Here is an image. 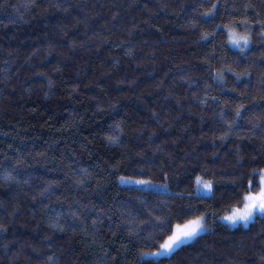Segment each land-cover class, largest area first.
Returning a JSON list of instances; mask_svg holds the SVG:
<instances>
[{
    "label": "trees",
    "instance_id": "1",
    "mask_svg": "<svg viewBox=\"0 0 264 264\" xmlns=\"http://www.w3.org/2000/svg\"><path fill=\"white\" fill-rule=\"evenodd\" d=\"M261 168L264 0H0V264H264Z\"/></svg>",
    "mask_w": 264,
    "mask_h": 264
},
{
    "label": "snow or ice",
    "instance_id": "2",
    "mask_svg": "<svg viewBox=\"0 0 264 264\" xmlns=\"http://www.w3.org/2000/svg\"><path fill=\"white\" fill-rule=\"evenodd\" d=\"M215 8V5H213ZM212 13H205L211 15ZM243 40V46L247 47L248 38L246 36H238L234 32H229V42L240 47V42ZM239 115V109H237ZM253 175L258 176L256 190H253L252 180L247 181L246 191L242 195V207L233 208L231 214L222 216L221 219L226 221L230 226L237 224L252 223L257 216H264V168L253 170ZM136 183L148 185L150 181H136ZM196 191L205 194H211L213 184L211 181H203L201 177H196ZM166 187V185H165ZM183 215L191 216L183 223H177L175 226H169L170 234L164 239L163 243L159 244L156 252L145 253L147 256L164 257L169 256L180 248L185 243L196 239L200 234L207 230L206 218L204 215H194L186 212ZM163 223V222H162Z\"/></svg>",
    "mask_w": 264,
    "mask_h": 264
},
{
    "label": "rangeland",
    "instance_id": "3",
    "mask_svg": "<svg viewBox=\"0 0 264 264\" xmlns=\"http://www.w3.org/2000/svg\"><path fill=\"white\" fill-rule=\"evenodd\" d=\"M233 30V29H232ZM230 32H233V31H230ZM238 35V34H237ZM238 36H244V35H238ZM233 45V44H232ZM240 47H237V46H235V45H233L235 48H244V49H246V48H248L249 47V40H248V45H247V47H244L243 46V40H241V42H240ZM205 194V193H204ZM205 195H209V194H205ZM229 215V214H228ZM264 217V216H263ZM257 218V217H256ZM222 220V219H221ZM224 221V220H223ZM224 222H226V221H224ZM227 223V222H226ZM206 224H207V221H206ZM250 224V223H249ZM249 224H247V225H249ZM237 225H243V226H247V225H245V224H237ZM209 229V226H208V224H207V230ZM206 230V231H207ZM206 231H204V232H206ZM204 232H202V233H204ZM201 233V234H202ZM189 242H191V241H189ZM188 243V242H187ZM186 244V243H185ZM156 252V251H155Z\"/></svg>",
    "mask_w": 264,
    "mask_h": 264
}]
</instances>
